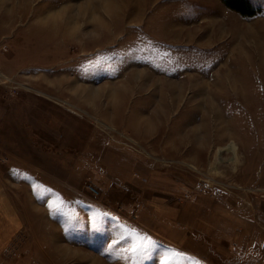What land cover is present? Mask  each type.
Returning a JSON list of instances; mask_svg holds the SVG:
<instances>
[{"label": "rangeland", "instance_id": "obj_1", "mask_svg": "<svg viewBox=\"0 0 264 264\" xmlns=\"http://www.w3.org/2000/svg\"><path fill=\"white\" fill-rule=\"evenodd\" d=\"M12 2L0 180L21 227L0 264H252L260 240L208 236L264 199V0L254 17L222 0Z\"/></svg>", "mask_w": 264, "mask_h": 264}, {"label": "crops", "instance_id": "obj_2", "mask_svg": "<svg viewBox=\"0 0 264 264\" xmlns=\"http://www.w3.org/2000/svg\"><path fill=\"white\" fill-rule=\"evenodd\" d=\"M8 199L9 198L6 196L3 190L0 180V246L2 244L4 245L5 243V245L9 244L17 235V232L21 227L20 219ZM244 207L250 208L252 210L249 215L250 219L245 218V222H242V219L240 217H237L241 214H237L235 212V214H233V212H230V215L236 217V219L230 217L232 220H234V222L230 220L233 223L230 222L229 227H234V230L228 231L227 234L222 233V235L221 232H218L216 234L214 231V227V229L212 228L213 232L208 237H212L214 243L218 241L222 242L223 239H226L229 242L228 244L230 248H235L236 246H238L241 239L244 237L251 240H260V242H262V245H260V247H257V250L248 249L249 251H246L245 255L247 256V259H251L252 264H264V199L257 201L255 199H246ZM238 223H240L241 225L245 223V227L248 229L245 232L241 231L240 229H238V227H240V224ZM221 227L220 229H217L219 231H222L223 229ZM245 261L248 262V260L246 259Z\"/></svg>", "mask_w": 264, "mask_h": 264}, {"label": "trees", "instance_id": "obj_3", "mask_svg": "<svg viewBox=\"0 0 264 264\" xmlns=\"http://www.w3.org/2000/svg\"><path fill=\"white\" fill-rule=\"evenodd\" d=\"M227 8L243 17H254L261 12L255 7L253 0H222Z\"/></svg>", "mask_w": 264, "mask_h": 264}, {"label": "bare ground", "instance_id": "obj_4", "mask_svg": "<svg viewBox=\"0 0 264 264\" xmlns=\"http://www.w3.org/2000/svg\"><path fill=\"white\" fill-rule=\"evenodd\" d=\"M12 1H14V0H0V7H7V6H11L12 4H13V2ZM26 2H28V0H20V4H26ZM15 4H13V6H14ZM54 10V9H53ZM54 15V13H53V11H50L49 13H47L46 15L44 14V17L43 18H52V16ZM23 16L24 15H22V14H18L17 15V17L19 18V19H21V18H23ZM60 16V15H59ZM62 16V15H61ZM64 16V15H63ZM66 16V15H65ZM12 17H14V16H12ZM11 17V19L12 20H14V18H12ZM61 18V17H60ZM58 19V18H57ZM49 20V19H48ZM56 24L54 23L53 24V28H54V26H55ZM230 150H232L234 153H236V145L234 144V143H232L231 145H230Z\"/></svg>", "mask_w": 264, "mask_h": 264}, {"label": "snow or ice", "instance_id": "obj_5", "mask_svg": "<svg viewBox=\"0 0 264 264\" xmlns=\"http://www.w3.org/2000/svg\"><path fill=\"white\" fill-rule=\"evenodd\" d=\"M143 251H147V249H133L132 255H142ZM131 258V257H130ZM162 264H169V262H162Z\"/></svg>", "mask_w": 264, "mask_h": 264}]
</instances>
